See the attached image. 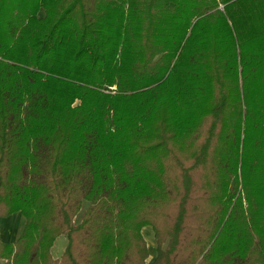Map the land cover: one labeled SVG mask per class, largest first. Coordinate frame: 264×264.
I'll use <instances>...</instances> for the list:
<instances>
[{
	"label": "trees",
	"instance_id": "1",
	"mask_svg": "<svg viewBox=\"0 0 264 264\" xmlns=\"http://www.w3.org/2000/svg\"><path fill=\"white\" fill-rule=\"evenodd\" d=\"M15 212L4 264H264V0H0Z\"/></svg>",
	"mask_w": 264,
	"mask_h": 264
},
{
	"label": "rangeland",
	"instance_id": "2",
	"mask_svg": "<svg viewBox=\"0 0 264 264\" xmlns=\"http://www.w3.org/2000/svg\"><path fill=\"white\" fill-rule=\"evenodd\" d=\"M89 201H84L83 207L80 212L77 214L75 221L76 223L80 222L82 216L89 205ZM25 220L20 212H15L7 217H0V240L5 241H14L16 240L23 230ZM143 233L145 235L146 241L150 247L151 255L147 259L148 262L156 253V241L154 237L153 228L148 225L144 227ZM68 243V238L65 234L59 235L51 248V253L53 258H60L62 253L65 251ZM5 260L0 258V264H4Z\"/></svg>",
	"mask_w": 264,
	"mask_h": 264
}]
</instances>
